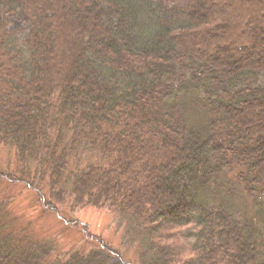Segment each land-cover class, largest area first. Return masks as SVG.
<instances>
[{
  "label": "trees",
  "instance_id": "16d2710c",
  "mask_svg": "<svg viewBox=\"0 0 264 264\" xmlns=\"http://www.w3.org/2000/svg\"><path fill=\"white\" fill-rule=\"evenodd\" d=\"M263 184L264 0H0V264H137L89 209L155 242L138 264L190 227L178 264H264ZM15 188L93 247L31 237Z\"/></svg>",
  "mask_w": 264,
  "mask_h": 264
},
{
  "label": "rangeland",
  "instance_id": "374dc122",
  "mask_svg": "<svg viewBox=\"0 0 264 264\" xmlns=\"http://www.w3.org/2000/svg\"><path fill=\"white\" fill-rule=\"evenodd\" d=\"M10 26L12 28L21 27L13 20L10 22ZM91 161L92 158L88 154H85L82 157V163L84 165ZM262 187L264 188V184ZM15 190L17 192H14L13 195L17 196L11 206L12 215L17 219L18 227H23V229L30 227L29 234L31 237L35 236L38 240L54 245V247L58 249L68 248L67 250L81 249L89 251L93 247L90 243L82 240V238L75 232L64 231L65 229L60 227L61 220L56 215H46L36 208L26 215L24 209L30 206L33 196L30 193H22L19 188H15ZM263 201L264 193L262 202ZM238 203L244 213L247 215H254L255 210L252 198L247 196L241 197L238 199ZM25 204L28 205L25 206ZM81 219L89 226L92 234L102 235L106 237V239L111 240L113 243L112 245L114 247L116 246V248L123 252L126 259L132 260L138 264L139 259L142 260V255L145 260H148L152 256V254H145V252L149 249L148 246L150 244H155L154 241L147 240L146 238L142 239L141 236L138 237L137 235H134V231L132 239L126 237L129 223L125 217L120 215L115 216L114 214L110 215V213H102L95 209H89L82 214ZM258 220L261 225H264V217H260ZM53 232L57 239L54 238ZM60 232L67 238L66 240H68V243L64 239L62 241L59 239ZM161 234L162 238L159 242L164 246L171 247L173 253L171 259H174L176 264L192 256L194 227L185 229L173 228L168 231H163Z\"/></svg>",
  "mask_w": 264,
  "mask_h": 264
}]
</instances>
